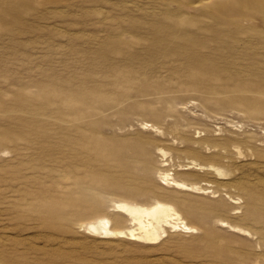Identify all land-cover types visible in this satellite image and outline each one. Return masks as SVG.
<instances>
[{"label":"rangeland","instance_id":"1","mask_svg":"<svg viewBox=\"0 0 264 264\" xmlns=\"http://www.w3.org/2000/svg\"><path fill=\"white\" fill-rule=\"evenodd\" d=\"M0 264H264V0H0Z\"/></svg>","mask_w":264,"mask_h":264},{"label":"bare ground","instance_id":"2","mask_svg":"<svg viewBox=\"0 0 264 264\" xmlns=\"http://www.w3.org/2000/svg\"><path fill=\"white\" fill-rule=\"evenodd\" d=\"M162 179L164 181H167V179L173 180L169 175H163ZM171 186L188 191L195 189L190 187L189 190V187L175 181L171 183ZM113 210L121 215V220L127 221L126 228L116 229L115 225L108 219L98 218L96 222L86 224L85 229L92 236L100 237V240L101 238L106 240L127 239L131 243V241L137 242L142 239L149 245L156 244L161 235L165 236L166 228H182L185 233H197L194 228L183 221L175 209L160 202H155L149 206L115 203Z\"/></svg>","mask_w":264,"mask_h":264}]
</instances>
